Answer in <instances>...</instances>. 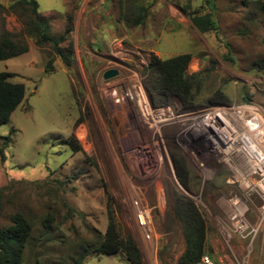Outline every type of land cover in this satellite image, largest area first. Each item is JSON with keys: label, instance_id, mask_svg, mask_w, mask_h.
<instances>
[{"label": "rangeland", "instance_id": "obj_1", "mask_svg": "<svg viewBox=\"0 0 264 264\" xmlns=\"http://www.w3.org/2000/svg\"><path fill=\"white\" fill-rule=\"evenodd\" d=\"M11 1L0 0V6ZM205 1L189 0V4L191 9L202 6L203 12L209 11ZM256 1L209 0L216 37L215 31L200 33L191 25L183 12L186 0H38V10L53 34L63 32L67 15L73 14V64L66 68L47 48L37 47L30 39L27 52L0 60V72H10L12 81L25 85L23 101L0 125V136H10L3 151L5 159L0 161V188L12 182L2 195L0 228L10 224L9 216L15 212L32 223L22 264H70L83 246L94 244L104 233L109 212L118 229L134 237L144 264L176 263L183 250L180 230L174 226L163 232L164 183L174 178L168 160L164 157L151 177L137 172V137L106 96L102 73L117 68L122 77H141L151 53L161 58L190 53L187 72L200 71L201 78L192 109L210 105L208 98L220 90L231 104L248 100L264 116V0ZM132 4L148 7L143 25H128ZM121 9L126 12L125 31H106L105 16L119 20ZM3 28L18 35L21 25L13 14L4 12L0 13V32ZM50 59L53 69L45 71ZM171 105L181 109L176 99ZM177 128L169 125L162 131L170 163V141L175 143ZM71 136L86 155L71 150L66 143ZM179 152L195 177L193 192L180 190L194 200L206 219L207 241L214 256L209 262L216 263L215 255L225 253V263L264 264V230L247 257V241L221 235L217 221L224 217L221 197L228 195L226 170L209 163L214 174L201 187L197 170ZM129 182L150 206L157 204L155 188L163 189L164 206L153 213L155 255L143 249L134 230L129 204L134 193ZM163 245L164 261H160L157 251ZM83 264L131 263L123 252H116L88 254Z\"/></svg>", "mask_w": 264, "mask_h": 264}, {"label": "trees", "instance_id": "obj_2", "mask_svg": "<svg viewBox=\"0 0 264 264\" xmlns=\"http://www.w3.org/2000/svg\"><path fill=\"white\" fill-rule=\"evenodd\" d=\"M76 2V0H71ZM209 11H202V6L191 9L189 0L183 7V12L191 25L200 33L215 31L218 37L214 19L213 7L209 0L205 1ZM260 3L259 0L256 1ZM77 8V4L74 5ZM264 8V5H261ZM13 14L21 25L18 35L3 28L0 32V60L21 55L29 50L27 39L39 48H47L49 53L58 57L66 68L73 64V45L70 40L72 33L73 14L67 15L68 25L59 34L50 31L48 20L38 10V0H12L7 5L0 6V13ZM148 13L147 6H140L137 15L127 18L131 26L141 24ZM66 43L65 45H63ZM228 58L227 55L224 56ZM192 58L190 53L176 54L168 58H161L151 53L147 64L141 72V85L152 107L170 105L176 99L181 103V109H192L196 102V93L201 82L200 71L189 74L187 67ZM53 69L52 60H48L45 71ZM13 74L0 72V125L9 120L11 113L24 99L25 85L23 82L12 81ZM211 105H230L228 97L220 90L214 91L208 98ZM10 142V136H0V161L3 162L4 149ZM66 143L72 151L86 155L78 141L70 137ZM169 156L174 170L175 179L164 183L166 207L163 215V232L170 231L174 226L180 230L183 250L175 264H203V257L213 259V252L207 241L208 227L201 210L184 191L193 192V177L186 160L180 154L179 148L170 141ZM220 168H223L219 165ZM195 178V177H194ZM198 181V179L196 178ZM12 182L0 188V213L3 192ZM199 186V181L196 188ZM182 188L184 191H182ZM225 190H227L224 184ZM10 224L0 228V264H22L23 251L26 247L32 223L20 212L9 216ZM164 245L160 246L157 256L164 261ZM123 252L131 264H144L142 252L127 231L121 232L111 214L104 233L94 244H86L73 258L70 264H83L88 254H113ZM214 260V259H213Z\"/></svg>", "mask_w": 264, "mask_h": 264}, {"label": "built area", "instance_id": "obj_3", "mask_svg": "<svg viewBox=\"0 0 264 264\" xmlns=\"http://www.w3.org/2000/svg\"><path fill=\"white\" fill-rule=\"evenodd\" d=\"M102 81L106 96L137 137L134 165L140 175H155L165 157L175 179L162 137L169 125L178 127L174 142L197 170L201 187L214 174L209 163L226 170L228 195L221 197L224 217L217 223L223 239L235 235L247 241L245 256H249L253 241L264 230V116L259 109L248 100L186 110L171 104L152 107L140 76L122 77L119 71L118 77ZM129 188L134 193L129 198L134 230L143 249L155 255L153 213L164 206L163 189L155 188L157 204L150 206L130 182ZM203 261L211 264L206 256Z\"/></svg>", "mask_w": 264, "mask_h": 264}, {"label": "crops", "instance_id": "obj_4", "mask_svg": "<svg viewBox=\"0 0 264 264\" xmlns=\"http://www.w3.org/2000/svg\"><path fill=\"white\" fill-rule=\"evenodd\" d=\"M124 5H120V7H123ZM140 6H145V5H142V4H132V6H131V11L129 12L130 13V17H133V16H135V15H137V13H138V8L140 7ZM84 7H85V5H84ZM84 10V8H81V12ZM121 11L122 12H120V11H118V14H120V16H119V20L118 19H114V20H111V17H110V15L109 14H107V16H105L106 18H108L107 20L108 21H106V22H104V25L106 26V31H108V32H112L115 28H118L119 30H123V31H125V27H127V26H124L125 25V23H123V18H125L126 17V12H124V10H122L121 9ZM10 18H8V20H9ZM111 20V21H110ZM128 22V25L129 26H131L130 25V22L129 21H127ZM144 24V20H143V22L141 23V24H138V25H134V26H140V25H143ZM134 26H131V27H134ZM108 27H110V28H108ZM8 31H10L9 29H7ZM114 39H116V37H114ZM215 254H216V252H215ZM227 259L228 258V255L227 254H225V253H222V254H216L215 255V262L216 263H214V264H234V263H225L224 262V259ZM203 264H205V263H203ZM211 264H213V263H211Z\"/></svg>", "mask_w": 264, "mask_h": 264}, {"label": "water", "instance_id": "obj_5", "mask_svg": "<svg viewBox=\"0 0 264 264\" xmlns=\"http://www.w3.org/2000/svg\"><path fill=\"white\" fill-rule=\"evenodd\" d=\"M118 76H119V71L116 68H109L102 73L103 79H111V78H116Z\"/></svg>", "mask_w": 264, "mask_h": 264}]
</instances>
